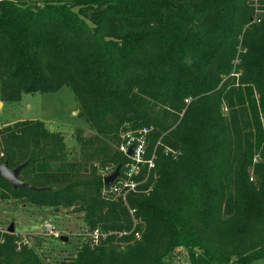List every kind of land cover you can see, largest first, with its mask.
Wrapping results in <instances>:
<instances>
[{"label":"trees","instance_id":"obj_1","mask_svg":"<svg viewBox=\"0 0 264 264\" xmlns=\"http://www.w3.org/2000/svg\"><path fill=\"white\" fill-rule=\"evenodd\" d=\"M64 86L92 131L76 129L75 153L42 121L0 128V164L27 163L20 179L41 189L0 179V200L103 235L52 264L264 259V0H0V101ZM143 128L155 166L112 193L105 177L131 162L123 136ZM19 240L0 264H49L42 241Z\"/></svg>","mask_w":264,"mask_h":264},{"label":"rangeland","instance_id":"obj_2","mask_svg":"<svg viewBox=\"0 0 264 264\" xmlns=\"http://www.w3.org/2000/svg\"><path fill=\"white\" fill-rule=\"evenodd\" d=\"M0 105V128L12 125L20 121H42L52 132L62 133L68 150L75 153L77 147L76 129L82 128L86 135L90 130L86 120L81 116L78 101L73 90L64 86L56 92L50 93H23L19 101H5ZM137 169V168H135ZM51 220L57 225L59 231L71 238V245L62 250L58 242H53L43 234V222ZM0 222L8 230L11 225L15 226V232L23 240L30 244L38 241L43 242L41 249L49 264L53 261H61L70 253H75L85 243L90 233L85 228L82 218L69 215L65 209L54 211L48 208L24 207L16 201L0 200ZM57 244V245H56ZM54 247V250L51 248ZM186 257L187 251H183ZM253 264H264V259Z\"/></svg>","mask_w":264,"mask_h":264},{"label":"built area","instance_id":"obj_3","mask_svg":"<svg viewBox=\"0 0 264 264\" xmlns=\"http://www.w3.org/2000/svg\"><path fill=\"white\" fill-rule=\"evenodd\" d=\"M148 128H143L137 132H128L123 136L124 140L120 145V151L124 153L128 158H130V163L126 165L125 175L127 178L120 179L119 182L117 180L110 185L109 191L112 193H121L123 190H125V193H128L130 191H136L137 184L135 182H132L129 180L133 175L138 174L140 171V166L144 164H148V167L151 169L155 166L153 159L146 160V142H147V136L149 133ZM133 147V154L132 156L128 155L129 149ZM137 168V169H135ZM8 234H12L9 232V230L1 224L0 222V244L5 243L6 236ZM43 234L46 238L50 239H59L62 236H64L63 233H61L54 222L51 220H45L43 222ZM102 234L98 229L92 231L90 233V239L92 244H98L102 238ZM140 236L138 235V238ZM22 244L30 245V242L25 239H21L18 241L19 248Z\"/></svg>","mask_w":264,"mask_h":264},{"label":"water","instance_id":"obj_4","mask_svg":"<svg viewBox=\"0 0 264 264\" xmlns=\"http://www.w3.org/2000/svg\"><path fill=\"white\" fill-rule=\"evenodd\" d=\"M0 105L3 106V102L0 101ZM133 154V147H131L128 151V155L132 156ZM27 165V163L21 164L16 168H11L8 164V162H5L3 164H0V179H4L6 180L8 183H10L14 189H19V188H23V189H29V190H33V191H38L41 190L37 187H34L28 183L23 182L20 179V173L21 171L25 168V166ZM120 173V167H118L113 174L105 177L104 179V183L106 185H112L118 178ZM9 232L10 233H15V226L11 225L9 227ZM62 241H67L68 240V236H62L61 237Z\"/></svg>","mask_w":264,"mask_h":264},{"label":"crops","instance_id":"obj_5","mask_svg":"<svg viewBox=\"0 0 264 264\" xmlns=\"http://www.w3.org/2000/svg\"><path fill=\"white\" fill-rule=\"evenodd\" d=\"M3 105H4V103H3Z\"/></svg>","mask_w":264,"mask_h":264}]
</instances>
